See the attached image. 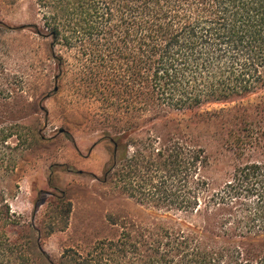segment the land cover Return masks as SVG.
Instances as JSON below:
<instances>
[{
  "label": "trees",
  "instance_id": "obj_1",
  "mask_svg": "<svg viewBox=\"0 0 264 264\" xmlns=\"http://www.w3.org/2000/svg\"><path fill=\"white\" fill-rule=\"evenodd\" d=\"M34 2L35 33L57 66L52 92L76 74L74 90L107 115H134L102 135L111 157L101 182L122 166L138 211L108 213L117 236L73 264H264V0ZM3 29L0 21V264H29L26 246L6 235L20 224L9 200L35 140L24 121L36 108L48 118L49 94L21 79L4 86ZM27 93L22 112L4 109ZM211 104L223 106L197 112Z\"/></svg>",
  "mask_w": 264,
  "mask_h": 264
},
{
  "label": "rangeland",
  "instance_id": "obj_2",
  "mask_svg": "<svg viewBox=\"0 0 264 264\" xmlns=\"http://www.w3.org/2000/svg\"><path fill=\"white\" fill-rule=\"evenodd\" d=\"M0 21L4 23V86L6 78L21 79L27 83L25 87L39 86L41 93L49 94L42 102L48 118L36 108L24 121L35 140L20 161L13 183L17 193L9 200L20 224L8 227L6 235L26 246L22 249L30 252L29 264H73L74 254L85 257L97 242L117 236L119 229L108 224V213L121 208L128 214L138 211L139 205L123 191L117 177L122 166L106 184L101 182L111 157V146L102 135L127 129L134 115H107L96 97L74 90L76 74L62 77L58 91L52 92L57 66L48 53L49 39L35 33L43 30L34 0H0ZM20 26L25 29H8ZM55 52L60 55L61 51L56 47ZM73 65L74 60H69L67 66ZM41 93L36 95L38 100ZM23 96L4 103V109L9 106L22 112L27 102L32 103L28 93ZM256 100L257 96H250L242 103ZM222 106L205 105L197 112ZM189 115L192 113L186 112Z\"/></svg>",
  "mask_w": 264,
  "mask_h": 264
},
{
  "label": "water",
  "instance_id": "obj_3",
  "mask_svg": "<svg viewBox=\"0 0 264 264\" xmlns=\"http://www.w3.org/2000/svg\"><path fill=\"white\" fill-rule=\"evenodd\" d=\"M57 89L55 88V90L54 91H56ZM59 133H62V130H59Z\"/></svg>",
  "mask_w": 264,
  "mask_h": 264
}]
</instances>
